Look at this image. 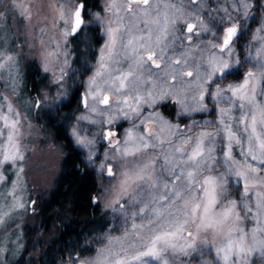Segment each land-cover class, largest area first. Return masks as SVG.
<instances>
[{
  "label": "snow or ice",
  "instance_id": "snow-or-ice-1",
  "mask_svg": "<svg viewBox=\"0 0 264 264\" xmlns=\"http://www.w3.org/2000/svg\"><path fill=\"white\" fill-rule=\"evenodd\" d=\"M190 3L197 5L190 15L195 22L187 23L181 18V27L175 28L176 19L169 21L165 17L161 32H168V24H171L174 40L191 42L193 35L202 33H210L213 39L204 44L200 60L189 65L194 71L174 67L169 58L166 65L169 70L158 87L154 81L142 79L143 73L137 74L135 69H144L149 62L160 68L158 61L164 59L168 45L161 47L160 36L153 40L151 30L147 36L135 34V25L126 28L124 17L118 14L123 10L130 17L148 16L156 12L150 0H122L120 4L109 0L108 11L116 16L109 21L99 13H88L86 0H69L68 8L60 5L62 39L52 41L57 50L61 43H67L68 37L83 35L90 24L104 26L106 37L98 50L95 70L80 97V105L88 114L75 117L77 125L71 128L70 137L78 147L87 149L88 164L98 167L102 175L106 173L108 196H113L111 186L115 182L116 193L110 205L114 211L124 213L126 204L139 205L138 211L128 217L132 219L130 231L126 230L122 237H104L107 243L97 249L94 256L76 257L72 264H192L193 260L209 264L199 261L196 255L204 254L197 245L201 233L219 238L216 254H222L224 264H229L230 260L232 264H246V256L253 251L260 252L264 264V22L251 37V41L259 42L255 56L249 52L241 58L236 51V42L245 33V24L250 18L255 22L253 9L264 13V2L230 0L232 11L219 7L214 10L210 0H190ZM13 6L19 8L25 19H31L30 9L24 6L23 0L19 3L13 0ZM204 10L214 22L215 31L201 19L200 12ZM179 11L176 9L177 13ZM214 11L224 15L217 17ZM86 16L89 17L87 23ZM152 23H159V19ZM147 24L145 21V28ZM40 32L43 36L45 30ZM176 32L181 35L177 37ZM3 42L0 30V74L7 70L12 77L16 60L6 53ZM59 54L58 51L47 52L43 62L45 73L52 71ZM121 55L123 60L130 61L127 71L116 67L122 63ZM250 60H255L252 69L241 72L240 68ZM63 63L67 65V60ZM186 63V60H175L176 65ZM66 75L65 68L61 67L56 83L61 84ZM168 77L173 83L168 82ZM185 77L193 79L185 80ZM232 78L233 82L225 83ZM145 83H151L152 87L142 91ZM15 90L13 85L12 91ZM110 94H115L116 99ZM63 95L61 92L59 97L53 98V104ZM174 97L180 105L178 115L181 117L217 110L218 116L213 120L193 119L182 129L180 123L184 120L172 123L159 111L143 115L148 108L155 109L160 102ZM222 104L229 107H221ZM40 106L41 100L37 98L33 107ZM237 109L239 115L234 116L232 113ZM91 114L98 118L93 119ZM120 120L132 122L131 127L124 130L123 139L113 130ZM82 121L102 126L99 133H91L93 137L98 136L99 141L81 134L78 125ZM0 122V185L11 184L13 190L12 203L6 208L0 206V226H3L15 211L25 207V202L19 197L23 191L20 181L23 168L16 167L12 173L15 180L4 175L7 169L23 161L24 155L19 144L20 113L2 95ZM105 124L109 127L104 128ZM197 128L201 130L196 131ZM212 128L214 130H208ZM165 132L167 135H162ZM173 136L179 138L178 144L172 143ZM164 143H168L172 151L163 154L164 171L154 176L157 155L149 150L158 149ZM230 185L234 191L229 190ZM3 198L0 194V199ZM137 217L139 223L135 222ZM247 220L256 225L250 234L242 227ZM209 243L207 239L200 241L201 245ZM5 250L0 246V255Z\"/></svg>",
  "mask_w": 264,
  "mask_h": 264
},
{
  "label": "rangeland",
  "instance_id": "rangeland-1",
  "mask_svg": "<svg viewBox=\"0 0 264 264\" xmlns=\"http://www.w3.org/2000/svg\"><path fill=\"white\" fill-rule=\"evenodd\" d=\"M79 0H76L78 2ZM19 3V0H16ZM122 0H116L117 4H120ZM264 2V0H262ZM152 7L156 9V12H151L148 16H137L130 17L123 10L119 11V15L123 16V24L125 27H130L135 25L133 32L135 34L148 35V31L151 30L152 38L155 40L157 36H160L163 40L164 45H168L165 49L164 59L158 61L161 65L160 68H155L150 62L144 66V69L136 68L135 71L137 74L143 73L142 79H147L149 81H154L158 87L165 80V72L169 69L166 67L169 62V58L172 59L174 67L183 68L184 70H193L189 65H194L200 60L201 49L204 48V44L212 40L213 37L210 33H202L200 36L193 35L192 41L188 40H174L172 36V25L168 24V32L162 33L161 29L165 27V17L169 21L176 19L175 28H180L182 24V19L186 20L187 23H194L190 19V15L194 14V10L197 8V5L191 4L190 0H150ZM212 8L215 10L219 8H228L229 11H232L230 7V0H210ZM25 7L30 9L31 19H25L20 15V10L17 7L13 6V0H0V30H2L4 42L3 48L8 55L15 57L16 65L12 69V77L8 75L7 70L3 74H0V95L5 97L10 101L13 107L20 113L21 127H20V137L19 144L21 151L24 155V160L18 162L13 168L7 169L4 172L5 176L12 177L13 180L16 179L15 176H12V173L16 171V167H22L23 173L20 176L21 185L23 191L19 193V197L25 202V207L20 208L12 214V218L7 220V223L3 226H0V246H3L6 250L0 255V264H12L14 259L17 256L19 248L21 247L22 241V229L23 225L28 223L31 220V217L35 214V203L31 204L32 201L35 202V197L39 192H42L44 189H48L53 181V178L59 171L60 158L62 154L61 145L53 139L51 134L47 131H44L40 120L45 117L47 113H51L54 108L57 107L61 102L67 99L69 92V87L72 84V78H75L80 82V96L78 98V103L80 110L77 113L76 117L82 114H88L80 105V97L84 94L87 87V80L93 74L97 60L99 58V49L103 47V44L106 42V37L103 35L104 26L90 24L85 28L83 34V50L85 52L86 47L88 46V60L86 61L85 66H87V72L81 73L75 65L72 64V50L70 48V38H67V43H61L59 50L55 48V44L52 42L53 38L56 41H61L60 32L62 31V22L59 20V11L60 5L64 4L65 8L69 7V0H23ZM109 0H98L96 6L86 7L88 13L96 14L99 13L105 21L115 20L116 16L113 15V12L108 11ZM135 7V5H133ZM176 9L180 11L177 13ZM157 12L159 16L157 17ZM255 14V22L250 18L245 24V33L237 40L236 42V51L241 58L249 55V52L252 53L253 57L255 56L256 48L259 47V42L251 41L253 31L264 22V13H258L257 9H253ZM217 17L224 15L222 12H213ZM235 15V13H233ZM200 17L213 31H215L214 22L210 21L209 14L207 10L200 12ZM86 23L89 17H85ZM159 19V23H152L153 20ZM145 21L148 22L147 28H145ZM243 23V21H241ZM249 28L251 31H249ZM44 29L45 33L41 36L40 30ZM144 29V32L141 33L140 30ZM199 30V29H197ZM175 35L179 37L180 32H176ZM185 35H188L185 32ZM85 36V37H84ZM167 37V39H165ZM43 41V43H41ZM199 44L200 48H197L196 45ZM87 45V46H86ZM86 46V47H85ZM85 47V48H84ZM48 51H58L60 54L56 58L55 66L52 67V71L45 73L43 71V62L44 58L47 55ZM159 51V50H157ZM67 53V55H64ZM122 63L116 67L121 68L123 71L128 70V65L130 61L123 60L121 55ZM186 60V64L176 65L175 60ZM67 60V65H64V61ZM255 60H250L248 63H245L241 72L252 69ZM64 67L67 75L64 77L61 84L56 83L57 77L60 75V69ZM33 72L37 75V83L35 86L29 88L26 87L28 73ZM118 74V73H117ZM41 75V76H40ZM14 78V79H13ZM168 82L173 83L172 78L168 77ZM193 78L185 77V80ZM234 78L225 82H233ZM43 83V84H39ZM45 83V84H44ZM15 86V92L12 91V86ZM152 87L151 83H145L142 86V91ZM64 95L56 100V103L53 104V98L59 97L60 93ZM112 99H116L115 94H110ZM40 98L41 106L39 108L33 107V103ZM176 98L168 99L160 102L155 109L148 108L143 115H147L148 112L153 110L160 111L161 105L168 101H171L175 105V112L173 117L165 116L172 123H180L181 120H184V123H180V127L185 128L186 124H191L192 120L197 121L204 120H213L218 116V110L216 113H193L191 117H181L178 115L180 112V105L175 102ZM103 108V105H100ZM221 107H229L227 104H222ZM234 116L239 115V110H234L232 113ZM93 119H97L95 114H91ZM227 119V118H226ZM131 121L120 120L117 122V125L113 130L118 132L119 138L123 139L124 130L131 127ZM77 125L76 119L72 121L68 129H66L67 135L72 142V144L81 152L83 168L91 169L97 180V192L94 194L93 198L95 201L99 200L98 203L100 209L103 213L106 214L110 223L109 226L100 234H98L94 239L96 240L95 250L91 254L85 256H71L66 258V261L63 264H72L73 259L80 257L81 259H88L95 255V252L100 247H103L107 241L104 239L106 236L112 237H122L126 230L130 231V226L132 219L128 218L132 212L138 211L139 205H125V212L121 213L118 210L114 211L110 206L112 200L114 199L116 193L115 182L112 184L113 196H108L107 188L109 186V178L106 173L101 174L100 170L96 166H91L87 161V149H81L78 147L74 139L70 137L71 128ZM81 129V134L87 136L89 139H97L99 137H93L91 133H99L101 130V125L89 124L87 121L79 122L78 125ZM0 127H2V122H0ZM104 128L109 127L108 125H103ZM155 128V125H153ZM201 130L197 128L196 131ZM208 130H214L208 129ZM162 135L166 136L167 132ZM219 139V138H218ZM173 144L179 143V138L176 136L171 137ZM99 147V143H98ZM107 151V147L104 148ZM150 152H154L157 155L155 160L154 176H159L165 167L164 153L172 151L171 146L168 143H164L158 149H150ZM177 156L180 154L177 153ZM166 179H170L167 178ZM235 178H233L234 180ZM230 191L234 189L229 186ZM12 187L9 184L7 187L0 185V194L3 195V199H0V206L7 207L8 204L12 203ZM232 198H236L233 196ZM125 199H127L125 197ZM124 200H121L123 203ZM219 210V209H217ZM11 211V209H9ZM136 223H139L140 220L137 217L135 219ZM256 225L250 221H244L242 227L249 234L251 229ZM207 239L210 243L208 245H201L200 241ZM219 242V238L213 236L212 234L201 233L197 238V245L199 248H202L203 255L198 256L199 261H208L209 264H224L222 257L217 256L216 254V243ZM181 259L188 260L189 258L181 257ZM239 259V258H237ZM156 264V262H152ZM192 264H198L197 260H193ZM229 264H232L231 260ZM246 264H262L261 254L258 251H253L252 253L246 256Z\"/></svg>",
  "mask_w": 264,
  "mask_h": 264
},
{
  "label": "trees",
  "instance_id": "trees-1",
  "mask_svg": "<svg viewBox=\"0 0 264 264\" xmlns=\"http://www.w3.org/2000/svg\"><path fill=\"white\" fill-rule=\"evenodd\" d=\"M86 2L94 7L98 0ZM83 41V35L79 34L70 38L72 64L84 74L89 52L87 45L84 52ZM28 75L29 92L40 77L37 79L33 72ZM75 78H72L67 99L39 121L43 130L61 145L59 171L51 186L35 197V214L23 225L21 247L12 264H63L73 255L91 254L96 246L94 238L109 226V219L93 198L98 189L93 171L83 168L81 152L66 133L80 110L81 84ZM40 84L43 83L37 85ZM164 105V113L172 117L176 109L174 103L168 101Z\"/></svg>",
  "mask_w": 264,
  "mask_h": 264
},
{
  "label": "flooded vegetation",
  "instance_id": "flooded-vegetation-1",
  "mask_svg": "<svg viewBox=\"0 0 264 264\" xmlns=\"http://www.w3.org/2000/svg\"><path fill=\"white\" fill-rule=\"evenodd\" d=\"M82 2H84V0H82ZM86 7H90V5L89 4H87V2H86ZM164 103L161 105V109H160V111L162 112V114L163 115H165L166 116V114L164 113ZM167 117V116H166ZM173 117V116H172Z\"/></svg>",
  "mask_w": 264,
  "mask_h": 264
},
{
  "label": "water",
  "instance_id": "water-1",
  "mask_svg": "<svg viewBox=\"0 0 264 264\" xmlns=\"http://www.w3.org/2000/svg\"><path fill=\"white\" fill-rule=\"evenodd\" d=\"M78 2H82V0H79Z\"/></svg>",
  "mask_w": 264,
  "mask_h": 264
}]
</instances>
